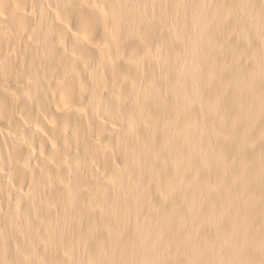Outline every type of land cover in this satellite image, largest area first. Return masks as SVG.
I'll return each instance as SVG.
<instances>
[{
  "label": "bare ground",
  "instance_id": "6f19581e",
  "mask_svg": "<svg viewBox=\"0 0 264 264\" xmlns=\"http://www.w3.org/2000/svg\"><path fill=\"white\" fill-rule=\"evenodd\" d=\"M0 264H264V0H0Z\"/></svg>",
  "mask_w": 264,
  "mask_h": 264
}]
</instances>
